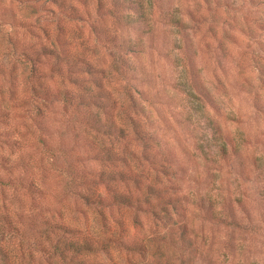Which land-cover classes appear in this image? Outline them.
<instances>
[{
    "label": "clouds",
    "instance_id": "1",
    "mask_svg": "<svg viewBox=\"0 0 264 264\" xmlns=\"http://www.w3.org/2000/svg\"><path fill=\"white\" fill-rule=\"evenodd\" d=\"M237 2L242 6L237 31L251 27L259 32L257 24L264 22V2ZM32 3L36 15L30 18L31 22L35 24L39 17L42 24L54 31L63 15L60 9L51 0L46 5L45 0H32ZM70 3L83 11L79 0H70ZM121 3L125 9L120 14L121 23L129 31L122 33L115 21L109 18V37L130 35L125 52H135L137 33L147 31L146 23L157 31L162 28L159 13L149 18L145 10L147 0L135 4L132 0H121ZM106 4L111 8L112 0H106ZM45 7L54 9L56 15L45 11ZM88 11L92 20L99 19L94 6ZM18 31L25 37L22 43L33 42L24 29ZM38 34L43 36V33ZM15 35L12 26L0 25V108H7L13 115L23 117V123L34 136L43 138L45 142H48V137H53L49 146L55 150L62 145L68 165L61 177L63 194L58 196L59 204L41 201L38 195L30 209L18 204L11 193L7 201L0 196V264H178L180 257L172 245L184 250L182 258L185 264L193 260L196 264H202L201 259L193 256L184 244V240H192L186 235L189 230L195 237L201 238L197 240L201 252L214 254L218 264H264V228L259 240H254L243 231L248 225L243 223V214L236 203L239 197L244 201L245 211L250 214L264 213V83L255 66L246 74L247 83L241 80L239 85L233 84L225 90L201 83L199 71L194 66L193 75L200 93L207 98L205 103H195L167 88V102L162 107L157 93L165 88V84L154 80L150 69L141 72L130 62L133 58L117 54L118 59L123 61L122 70L131 68L135 74V80H123L111 70L113 61L110 58L101 67L91 60L86 66H81L79 59H70L66 68V58L61 54V49L45 41L49 53L60 57L56 62L58 71L67 73L75 86L69 84L67 79L54 78L47 67L41 68V64L36 63L34 67L39 79L33 94L30 86L22 87L19 91L14 89L12 84L15 81L8 76L9 72H13L23 84L32 67L19 52L13 54L8 37ZM97 43L92 41V44ZM144 43L147 47L146 38ZM252 46L256 47L255 42ZM25 52L31 56L27 48ZM103 54L106 56V52ZM40 59L43 61L44 56L41 55ZM144 67L147 68L146 63ZM106 76L109 78L107 82ZM176 88L187 92L188 82L178 80ZM61 94L66 97L64 104L58 103L63 99ZM253 96L256 107L252 106ZM69 105L76 106L75 116L78 119L99 127L104 134L97 138L95 133H89L78 122L70 121L66 111ZM225 116L240 120L236 129L244 137H257L261 141L259 150H247L246 153L238 150L234 158L233 146L240 136L225 124ZM15 123L19 124L20 121ZM3 131L5 129L0 127V132ZM73 133L76 139L69 140ZM120 139L124 143L114 148ZM229 139L233 141V146L227 144ZM225 152L226 156L223 154ZM9 155L6 148L0 149V156ZM12 160L15 163L17 158L12 157ZM146 161L157 164L158 168L153 169ZM253 161L255 168L252 167ZM101 174L116 176L117 179L120 175L127 177L134 174L137 178L143 175L149 178L150 183L159 175L162 183L159 186L153 183V187L157 188L158 195L174 205L175 211L171 207L167 209L169 219L164 220L163 224L159 221L153 223L150 219L146 221L138 211L137 219L143 225L141 231L130 235L125 227L123 232L118 233V238H114L110 233L115 234L116 228L111 221L101 224L95 211L80 204L82 198L95 195L108 204L105 190L98 187L99 180L96 186L89 183L90 177ZM0 178H8L2 168ZM85 184L88 186L85 187ZM36 187L46 192V188L40 184ZM113 189L116 191L117 185L114 184ZM65 198H74L75 206H62ZM197 205L200 208L195 207ZM137 207L143 209L142 204ZM186 208L191 209L192 215L201 216L203 222L197 225L189 216L183 222L184 232H178L173 224L182 222ZM227 211L232 213L234 226L231 229L220 228L218 220L213 226L204 219L205 216L208 219L226 218ZM45 224L54 227L46 230ZM56 226L66 229L79 241L75 250L61 247L63 257L43 239L47 231L54 242ZM205 237L207 249L203 246ZM63 238L73 239L67 235ZM150 244L155 247L150 248ZM229 246L234 254L226 251Z\"/></svg>",
    "mask_w": 264,
    "mask_h": 264
},
{
    "label": "rangeland",
    "instance_id": "2",
    "mask_svg": "<svg viewBox=\"0 0 264 264\" xmlns=\"http://www.w3.org/2000/svg\"><path fill=\"white\" fill-rule=\"evenodd\" d=\"M47 3L48 0H45V5ZM51 3L55 4L63 14L62 18L57 21L54 31H50L47 26L42 24L39 17L36 19L35 24L31 22L30 18L36 15V8L32 0H0V25H10L16 31L15 37H8L12 52L13 54L19 52L23 55L24 60L32 66L30 74L23 81V84L17 80L13 72L8 73L10 80L15 81L12 84L14 89L19 91L22 87L30 86L33 89V94H35V84L39 79V74H37L34 67L36 63H40L41 68L47 67L54 78L59 76L67 79L69 84H73L67 73L58 71L56 62L59 61L60 57L55 53H49L45 41L61 49V54L66 58V68L68 67L67 61L70 59L91 60L96 63L97 67H101L110 58L113 61L111 69L113 72L118 73L123 80H135L133 70L131 68L127 71L122 70L123 63L120 66L118 65V53L109 48L110 45L117 48L121 44L123 46L128 45L127 42L131 40L130 35L109 37V18L115 21L122 33L129 31L128 27L121 23L120 14L125 9L120 0H112L111 8L107 7L106 0H95L94 4L93 0H79L83 11L70 3V0H51ZM92 6L96 8L98 20L91 19V13L88 9ZM44 10L51 12L53 16L56 15L54 9L45 7ZM145 10L150 19L156 17V13H159L158 19L162 28L157 31L154 26L150 27L146 23L145 28L147 31L137 33L135 42L137 51L122 53L133 58L130 62L135 67L140 68L141 72L150 69L153 79L165 84V88L157 93L162 107L167 102V88H171L181 96H186L195 103L201 105L205 103L207 98L200 93L193 75L194 66L199 71L201 83L217 90H225L233 84L239 85L241 80L247 83L246 74L253 66L259 70L262 77L261 82L264 83V22L257 24L259 32L251 27L248 29L240 28L237 31L239 13L242 11V6L238 4L237 0H203V2L201 0H147ZM21 16L24 19H20ZM174 16L183 19L182 26H176L170 22L171 17ZM18 29H24L26 36L31 37L33 42L22 43L25 37L21 36ZM132 32H135V29H132ZM38 33H43V36ZM53 36H55V41H53ZM145 38L147 39V47L144 43ZM93 40L98 43L92 44ZM253 42L256 44L255 48L252 46ZM99 45L103 47L101 48ZM25 48L31 52V56L27 55ZM105 52L106 56L103 54ZM41 55L44 56L43 61L40 59ZM145 56L147 57L146 61ZM145 63L147 68L144 67ZM116 65L119 67V71L122 70V72H117ZM81 66H84L82 62ZM13 68H15V65ZM108 79L106 76V82ZM178 80H186L189 91L185 92L176 88ZM73 86L75 85L73 84ZM126 91L127 86H125ZM225 95H227L226 91ZM58 103L61 104L60 101ZM220 103L224 106L222 101ZM252 106L256 107L255 96L252 98ZM188 107L191 108V105ZM66 111L69 113L68 119L70 121L78 122L89 133H93L92 130L82 124V119L75 116L76 106H69ZM16 121H20V123L17 124ZM224 121L240 136L234 146L231 139L227 142L229 146H233L232 155L234 158L238 154V150H243L245 153L247 150H259L261 141L257 137L251 135L244 137L236 129L235 126L240 125V120L233 116H225ZM33 125L35 126V121H33ZM0 127L5 129V131L0 132V149L6 148L10 153L9 156H0V168L8 174L7 179L0 178V196L7 201L11 193L18 204L30 209L35 204L38 195L41 201L59 204L58 196L63 194L61 177L68 165L62 145H58L53 150L49 146L53 141V137H48V142H45L43 138L34 136L28 126L23 123V117L13 115L7 108H0ZM96 137L98 138V136ZM68 139L75 140V134L73 133ZM41 141H44V144ZM116 143H121V141H116ZM223 154L227 155L226 152ZM12 157L17 158L15 163ZM101 163L103 162L101 161ZM252 167L255 168V161H253ZM14 176L15 178H13ZM146 179L149 180V178ZM154 181L157 186L162 183L159 178H155ZM37 184H40L42 188H46V192L39 191L36 187ZM98 187L104 189L105 194H107L104 184H99ZM117 188L120 190L128 189L125 183L119 184ZM151 198L156 203L154 204L157 210L156 214L148 208L143 211L119 204L102 206L100 207L102 212L99 213L97 206L91 205L90 207L84 199L80 200V204L85 208H89L90 211H95L101 224H105L106 221L110 220L116 228V233L110 234L114 235V238H118V233L123 232L125 227H127L130 235L141 231L143 225L137 219L138 211L146 221L150 219L153 223L159 221L161 224L169 218H167L165 210L160 207L164 204H158V202L165 201L166 209L171 207L175 211L174 205L166 201L164 197L159 196L156 198V196H152ZM236 203L243 214V223L248 225L243 231L247 232L254 240H259L262 235V228H264V213L253 212L250 214L245 211L244 201L239 197H237ZM69 205L75 206L74 198L64 199L62 206L67 207ZM195 207L200 208L199 205ZM189 216H191L193 223L202 224L201 216L192 215L191 209L186 208L182 222L173 224L176 231L184 232L183 222L187 221ZM178 219L180 218L178 217ZM204 219L213 226L216 225L218 220L219 227L224 229H231L234 226L231 211H227L226 218L213 217L208 219L205 216ZM44 227L48 228V225L45 224ZM236 227L239 228L238 225ZM186 235L192 238L191 242L184 240V244L187 249L191 250L193 256L199 257L202 264H218L214 254L201 252V247L197 243V240L201 238L195 237L191 230ZM49 238L50 236L44 234L43 239L46 242H50ZM203 246L205 249L208 248L206 237L203 238ZM153 247L155 245L150 244V248ZM172 247L180 257L178 264H185L182 258L184 250L177 248L175 245H172ZM212 247L215 248V245ZM52 250L54 251L53 247ZM125 251L128 250L125 249ZM226 251H231L234 254V250L230 246ZM190 264H196V262L193 260Z\"/></svg>",
    "mask_w": 264,
    "mask_h": 264
},
{
    "label": "trees",
    "instance_id": "3",
    "mask_svg": "<svg viewBox=\"0 0 264 264\" xmlns=\"http://www.w3.org/2000/svg\"><path fill=\"white\" fill-rule=\"evenodd\" d=\"M52 1H59V0H52ZM139 2H140V0H136V1L132 0L133 4L139 3ZM116 17H118V15H116ZM170 22H172L176 26H182L183 19L174 16V17H171ZM127 47H128V45H124L123 47H119V48L115 47L114 45L109 46V48L111 50H114L117 53L125 52V48H127ZM75 58H78V57H75ZM88 61L89 60H87V61L81 60V62L84 66H86V63ZM118 62H119V64H118L119 66H120V64L123 63V61L122 60L120 61V59H118ZM116 68H117V72H122V70L119 71V67L117 65H116ZM61 95L63 97V94H61ZM60 102H61V104L66 103V97H63V99ZM69 106L75 107V105H69ZM81 122H83L82 124L86 128H88L89 130H92L93 133H95V135L98 136V138L104 134L99 127H96L95 125L90 124V123L84 121L83 119L81 120ZM117 141H121V143H116L114 145V148L119 146L120 144L124 143L123 139H120ZM41 143L44 144V141H41ZM100 143L102 144L103 142L100 141ZM102 162L103 163H109V161H102ZM145 163H147L153 169L158 168L157 164L152 163L150 161H146ZM155 178H159V175H157V177H155ZM97 179L100 182L99 184L105 185V189L107 191V194H105V195L107 197L108 204H106L104 200L100 199L98 195L90 196L88 198H82V199H84L85 202L89 205L97 206L99 213H100V211L102 212V208H100V207L110 206L112 204L131 206V207H135L137 209L143 210V211L147 210V208H148V210H150L151 212H153L155 214L157 213V210L155 209V205H154L156 203L151 198L152 196H156V198L160 196V195H158L157 188L153 187V183H155L157 185V183L155 181H153V183H150L149 180H147L145 178V176H143V175L140 176L139 178H137V176L134 174L129 175L127 177L120 175L119 179H117L116 176H108V175L101 174L99 177H95V176L90 177L89 183H91L93 186H96ZM141 180L144 181L143 184L141 183ZM122 183H125L128 189L120 190L119 188H117L116 191H114L113 185L115 184L118 187L119 184H122ZM109 185H111V186L109 187ZM84 186L87 187L88 185L85 184ZM119 192H125L127 194L121 195V194H119ZM129 197H131V199H129ZM93 200H95L97 202L92 203ZM168 202H170V201H168ZM140 204L143 205V209L137 207V205H140ZM158 204H164V205H160V207L163 210H165V212L167 213V218H169V213L165 207L166 206L165 201H162L161 203L158 202ZM47 225H48V228L45 227L46 230H52L54 227L51 224H47ZM44 234L47 235V231H45ZM65 235L72 236L73 234L68 232L66 229H63L59 226H56L55 230H54L55 241L54 242L52 241L53 237L49 238V240H50L49 243L53 247L54 252L60 254L61 257H63V252L61 251V247H63L64 249L75 250L79 244V241L74 237V235L72 236L73 239H71V240L64 239L63 236H65ZM80 239L82 240V237Z\"/></svg>",
    "mask_w": 264,
    "mask_h": 264
}]
</instances>
